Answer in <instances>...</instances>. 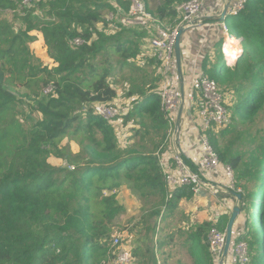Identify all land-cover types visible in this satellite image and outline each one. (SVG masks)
Wrapping results in <instances>:
<instances>
[{
    "label": "trees",
    "instance_id": "16d2710c",
    "mask_svg": "<svg viewBox=\"0 0 264 264\" xmlns=\"http://www.w3.org/2000/svg\"><path fill=\"white\" fill-rule=\"evenodd\" d=\"M144 1L149 12L166 22L177 17L176 6L191 0H159L155 9ZM117 2L128 10V3ZM114 11L110 0H32L30 6L23 0H0V16L13 12L20 19L16 28L0 17V115L10 117L23 103L12 92L16 84L37 86L31 98L29 134H23L20 142L18 128L11 121L4 134L11 148L0 153V264H103L110 251L107 225L124 211L115 201L123 183L141 199L156 198L152 210L143 216L150 245H139L132 251L135 264H158L157 257L163 259L162 264H171L176 258L175 253L165 250L167 246L177 247L174 237L157 240L162 230L153 221L159 217L167 221L179 210L178 204L191 201L195 192L191 187L173 194L166 189L156 155L162 146L159 141L154 144L155 154H145L146 149L121 151L113 126L93 112L95 104H111L117 99L109 79L137 59L146 36L144 31L127 28L109 35L106 15ZM228 19L233 35L242 39L243 56L235 67L224 62L221 70L206 56L201 72L214 79L226 96L232 124L237 120L253 123L264 112V0H248L243 13ZM34 32L43 35L48 57L56 67L50 69L36 61L30 47L37 40ZM75 39H82L84 44L74 46ZM103 53L108 59L98 63ZM113 57L114 64L110 62ZM50 84L54 92L45 96L42 91ZM159 84H152L147 93L135 92L142 100L123 118L124 128L129 124L142 128L148 119L151 127L147 129L163 140L169 126L156 93ZM232 124L208 135L221 162L237 171V185L243 193L254 184V191L242 199L239 208L245 210L246 201L250 206L255 203L251 199L256 193L257 223L251 221L248 211L247 221L253 227L249 231L246 225L248 233L240 241L249 246L250 264H264V242L259 257V238L264 234V132L259 145L244 160L240 153H234L232 141L223 147L234 133ZM141 128L131 133L143 142ZM68 137L78 141L81 151L75 157H62L85 163L75 172L48 162L50 150ZM212 228L224 230L216 222H208L186 234L183 247L192 264H217L207 235ZM175 264L183 262L178 258Z\"/></svg>",
    "mask_w": 264,
    "mask_h": 264
},
{
    "label": "built area",
    "instance_id": "2783aa9c",
    "mask_svg": "<svg viewBox=\"0 0 264 264\" xmlns=\"http://www.w3.org/2000/svg\"><path fill=\"white\" fill-rule=\"evenodd\" d=\"M123 1L128 3V10H125L117 0H110L115 11L108 13L106 20L113 33L120 28L144 31L148 35L150 57L158 63L161 84L156 93L161 100L162 113L168 122V136H170V133L173 134L174 147L171 158H167V153L161 154L163 148L156 154L164 175L166 189L170 194H173L181 188L191 187L196 196L207 195L215 199L222 212L231 211L233 207L229 204L230 202L221 200L219 197L223 194L234 196L242 190L237 185L233 168L230 165L221 164L208 135L209 132L216 133L219 129L228 128L231 124V116L226 108V96L221 93L218 84L214 80L200 71L196 64L197 60L187 65V74L183 78L182 85L175 55L177 38L182 31H184V37L187 30L206 28L209 32L211 29H222L226 40L228 37H232L229 28L225 24L206 25L202 22L203 19L200 18L205 10V0H192L176 6L177 17L172 22L158 20L149 12L144 0ZM31 3L32 0H23L25 6H30ZM247 3L248 0H230L228 17L237 18L245 11ZM217 17L219 18L220 15ZM224 42L222 43L223 46ZM83 44L82 39L73 41L74 46ZM221 55L227 66L235 67L243 56V51L240 53L235 49L227 52L221 49ZM142 58L144 57H139L138 61H141ZM230 58H236V62L229 64ZM53 92L54 85L50 84L43 91V94L49 96ZM182 105L183 109L185 106H189L195 111L193 116L186 119L187 125L183 126L187 127L188 133L195 134L193 146H190V141H187V151L181 141V127L179 129L176 127ZM92 108L95 116L116 127L117 120L127 116L134 106L130 105L124 109L100 103L95 104ZM191 147L193 148L190 149ZM195 148L196 151H191ZM189 161L194 169L187 164ZM208 242L210 250L217 264H219L226 246V232L212 228L208 234ZM110 243L112 246L108 253V260L103 264H133L132 251L123 247L121 238H114ZM250 261L248 244L240 240L237 242L232 241L224 264H250Z\"/></svg>",
    "mask_w": 264,
    "mask_h": 264
},
{
    "label": "rangeland",
    "instance_id": "374dc122",
    "mask_svg": "<svg viewBox=\"0 0 264 264\" xmlns=\"http://www.w3.org/2000/svg\"><path fill=\"white\" fill-rule=\"evenodd\" d=\"M106 13V12H105ZM19 15V14H17ZM41 16V15H40ZM43 16V15H42ZM108 15H106L107 17ZM2 19H5L8 23H10L12 26L18 28L17 25L20 21V19H17L16 14L13 12H6V14H1L0 16ZM169 21V20H168ZM104 25H99V30H102ZM228 28L230 31V34L233 35L232 31V22L229 19L228 20ZM109 35H114L112 32V29L110 26H108L107 30ZM146 38V36H145ZM237 39L236 37H234ZM31 47V46H30ZM32 51L34 52V55L36 57V61L38 63H41L45 66H48L50 69L54 68V65L50 58L47 56L46 52V45L45 43H36L32 47ZM214 52L212 51V54ZM214 60L216 61L215 67H217L218 70H221L223 68V57L220 53H214ZM98 63H103L105 59H108L106 54H101L99 57ZM116 57L111 58L110 62L114 64ZM149 59L143 58L141 61H138L135 59V61H130L129 65L123 66L122 70L116 71L113 73L112 78L109 79V83L111 84L112 88L117 92V99L111 103L110 105L121 107V108H127L128 106H134L138 101H141L142 98L137 95L139 90H143L147 93L148 89L152 84L160 83V75L156 74V71L158 69L157 64L155 65L156 70L153 72L152 67L149 65ZM158 73V72H157ZM156 74V75H155ZM159 81H158V80ZM31 83L27 87H22L19 84H16L15 89L12 91L15 94H17L19 100L23 101L21 105L15 108L14 114L10 117H5L4 115H0V153L1 152H7L11 146L7 144V142L4 139V134L6 131L7 126L10 124L11 121H13V125L17 126L19 131V140L22 142L21 136L28 135L29 131L31 129V98L35 97L34 94L37 90V86H34L31 88ZM130 92H134L135 94L128 96ZM43 93V91H42ZM89 107V106H88ZM38 118H40L39 115H36ZM145 125L142 126V136L144 137V141L141 142V138L134 139L133 133L129 134L128 132L131 130V128H134V125L130 124L131 127L124 128V119L121 118L117 120V126H113L115 129L119 146H121L120 150L125 151L127 149H140L144 151L143 149H146L148 154L152 152L155 154L157 152L156 148H154V144L156 143L159 146H161L162 153H169L167 155V158H171L173 156V152L171 151V143L173 145V134L169 131L165 132L163 140L160 138H157L158 136L152 129L150 128L151 125L149 124L148 119L143 121ZM185 124V121H183V126ZM232 124V123H231ZM234 124V133L232 135H229L227 137L226 143L223 144V147L230 146V142L233 143V150L234 153H240L242 158L244 160H247L249 153L254 150L260 143V138L263 136L264 132V112L260 114L259 118L251 123V122H243L240 120H237L236 122H233ZM232 124V125H233ZM183 126L180 125L181 131L183 130ZM140 129V128H139ZM138 130V129H137ZM145 131H149L150 134L145 135ZM183 136V134L181 133ZM129 140V141H128ZM188 140V136H187ZM13 141V140H11ZM228 142V143H227ZM51 149V148H50ZM81 151V145L78 143L77 140H74L72 137L64 138L59 145H57L56 148H52L50 150V155L48 157V162L50 165H52L55 168L58 169H66L71 172L78 171L84 167V162L82 161H72L69 162L66 160L63 156V154L70 155L72 157L77 156ZM172 153V154H171ZM6 154V153H3ZM166 156V155H165ZM235 175L237 177V171H235ZM63 177V176H61ZM244 184V183H243ZM242 190V189H241ZM254 191V184L248 185V191L243 193L240 192L239 194H234V196H230L227 198H230V204L235 207L241 206L242 199L249 194H251ZM117 193L115 194L116 197V203L119 206H122L124 208V211L120 213L111 224L107 225V227L111 231V236L109 240L110 248L112 244L110 241H112L114 238H121L123 247L130 249L133 251L137 246L139 245H150V238L147 236L146 227L148 225L144 224L143 216H147L149 211L152 210V206L156 202L155 197H150L148 199H141L139 195L132 192L128 185L126 183H123V185L117 189ZM104 196L109 197V193L104 191ZM256 193H253L251 201L255 202L250 206L249 201H246L243 211L240 210V219L242 222V225L245 227H249V231L252 229L253 225L247 221V212L250 213V219L253 222L257 223L256 219V213L258 209L256 208V203H258L257 199L254 198V195ZM241 196L240 198L238 197ZM98 197V196H97ZM105 197V198H108ZM102 199V197H101ZM99 199V200H101ZM97 200V201H99ZM202 200L201 198L196 199L194 198L189 201L192 204L188 205L187 203H184L183 200L178 204L179 210L176 211L175 215L172 217H168L169 219L166 221H162L161 217L159 219H155L153 223L157 224V227H159L162 232L158 233L156 236V239L159 240L160 238H164L165 236H173L174 241L173 243L177 245L176 248L171 247H165V250L172 251L176 254V258L173 259L170 263L175 264L177 259L181 260L183 264H192V260L190 259L187 249L184 248V241L187 238V233L190 232L191 229L195 228L196 226L202 225L198 218L199 212H202L203 214L207 215V218H211L214 214L211 215L210 209L208 207V202H211L212 198L209 197V199H205L201 202L202 205L200 207H197V204H199V201ZM207 204H206V202ZM218 205V204H217ZM234 207V208H235ZM249 207V208H248ZM187 208L190 209V212L187 211ZM248 209V210H247ZM164 211V208L162 212ZM238 217V218H239ZM240 220H237L235 225L238 226V222ZM204 223H208L206 220ZM203 223V224H204ZM256 228H259V225L255 224ZM210 231V230H209ZM209 231L207 232V235L209 234ZM181 232V233H180ZM260 233H262L260 229ZM262 235V234H261ZM151 236V235H150ZM260 240V254L259 257H262V249H263V242H264V234L259 238ZM157 251V250H156ZM159 252V251H158ZM161 260H163L161 258ZM135 264V262H133Z\"/></svg>",
    "mask_w": 264,
    "mask_h": 264
},
{
    "label": "crops",
    "instance_id": "0c3cea01",
    "mask_svg": "<svg viewBox=\"0 0 264 264\" xmlns=\"http://www.w3.org/2000/svg\"><path fill=\"white\" fill-rule=\"evenodd\" d=\"M229 2H230V0H205L204 1L205 10L202 13L200 19H203L202 22L206 25L207 24L220 23V24H225L228 27V23H226L225 20L222 21L221 16H222L224 9L228 6ZM148 3H149V7L151 9H155L159 5V0H148ZM218 15H220L219 18L217 17ZM172 21L173 20L166 21V22H172ZM33 35L36 36L37 40L35 43H33L31 45V49L36 43L37 44L41 43V42L43 44L45 43L43 35L41 33L34 32ZM231 36L232 37H228V39H232V38L236 37L235 35H231ZM228 39H226V40H228ZM224 40H225V36L223 34L222 29H217V30L211 29L209 32H207L206 28L188 31L186 36L183 37V40L180 44L181 45V55H182V77L184 78L185 75L187 74V67H188L187 65L189 63L192 64L195 60H197L196 64L198 65V68L201 71V65L203 63L204 57L208 56L210 59H212L214 61L213 55H214V53H217V50H218L220 44L222 42H224ZM140 49H141V51H140L141 54L138 55L136 60H138V58L142 56L145 58V63H146V59H149L148 65L150 67H152L153 72H155L156 67H155V65H152V64H154V63L157 64V63H156V61H153V59L150 57L151 52L149 49L148 35L147 34H146V38H144L141 41ZM212 51L214 52L213 54H212ZM46 52H47V47H46ZM240 52H242V51H240ZM47 56H48V54H47ZM189 60H192V61L190 62ZM52 63H53V61H52ZM53 65H54V67L57 66L54 63H53ZM157 67H158V64H157ZM157 72H158V69L156 71V74H158ZM160 84H161V79H160ZM160 84H159V87H160ZM189 111H190V109L187 106H185L183 111H182V118H181V125L182 126H183V121H185L184 125H187L186 119L187 118L189 119V117H190ZM138 122H139V120H138ZM132 125H134V124H132ZM127 127H131L130 124L128 126H126V128ZM134 128L139 129L141 127L139 125L138 126L134 125ZM134 128H131V130L128 133L130 134L132 132V129H134ZM181 133L183 134V136L181 135V137H182L181 141H182L183 146L185 147V149L187 151V141H188L187 140V134H188L187 127H183V130L181 131ZM189 140L191 141L190 146H193L194 138L189 136ZM170 145H171V149H173L174 147H173L172 143ZM192 148L193 147H191L190 149H192ZM191 151H196V148H195V150H191ZM168 154L169 153L167 152V155ZM227 197H230V195L223 194L219 198L221 200H226L227 202H230V200H229L230 198H227ZM199 198H201L202 200L199 201V204H197V207H200L202 205L201 202L204 200V198L209 199V197L207 195H201V196L196 197V199H199ZM184 203H187V207H188V205L192 204L189 201H184L183 204ZM216 203H217V201L215 199H212L211 202H208V204L206 202L208 207L210 206L209 209H210L211 215L214 214L211 218L208 219L207 215L203 214L202 212H199L198 218L202 224L204 223L205 220L207 222H212V223L216 222V226L219 225V227L224 228V230L222 229V231L226 232L229 221H230L231 216H232V212H233L232 210L234 209L235 206H232L229 203L231 205V207H233V209L231 211H227V213H225V212H222V210L218 207L219 205H217L218 203L217 204ZM187 211L190 212V209L187 208ZM237 220H240V221L238 222V226L234 225V228H233L232 241H234V242L241 240V238L243 236L247 235L246 233H248V229L246 228V226L244 227L242 225L240 217ZM157 258H158V264H162L161 258L160 257H157Z\"/></svg>",
    "mask_w": 264,
    "mask_h": 264
},
{
    "label": "water",
    "instance_id": "95a60500",
    "mask_svg": "<svg viewBox=\"0 0 264 264\" xmlns=\"http://www.w3.org/2000/svg\"><path fill=\"white\" fill-rule=\"evenodd\" d=\"M226 14H227V8L223 12L222 19H225ZM183 34H184V31H182L180 33L179 37L177 38V42H176V46H175L176 61H177L179 73H180V76H181L182 85H183L182 55H181V45L180 44H181V39L183 37ZM182 111H183V105L181 106V109H180L179 114H178L177 123H176L177 129H179V127H180ZM238 197L240 198L241 196L238 195ZM239 215H240V208L239 207H235L233 209L232 216H231V219L229 221V224H228V227H227V230H226V246H225V249H224V252H223L222 260H221V262L219 264H224V261L227 258L228 250H229V247H230L231 242H232L233 228H234V225H235Z\"/></svg>",
    "mask_w": 264,
    "mask_h": 264
},
{
    "label": "bare ground",
    "instance_id": "6f19581e",
    "mask_svg": "<svg viewBox=\"0 0 264 264\" xmlns=\"http://www.w3.org/2000/svg\"><path fill=\"white\" fill-rule=\"evenodd\" d=\"M192 1V0H191ZM227 8V14H226V17H225V19H222V16H221V20L222 21H224L225 20V22L226 23H228V6L226 7ZM225 8V9H226ZM224 9V10H225ZM224 12V11H223ZM222 15H223V13H222ZM199 19V18H198ZM188 31H190V30H187V32ZM223 43V42H222ZM221 43V49H223V50H225V51H233V50H238L239 52L240 51H242L241 50V45H242V39H239V38H237V39H235V38H232V39H228V40H226L225 42H224V46H223V44ZM241 53V52H240ZM235 54H236V52H235ZM236 62V58H230L229 59V64H234ZM206 76V75H205ZM208 77V76H207ZM210 78V77H209ZM210 79H212V78H210ZM212 80H214V79H212ZM215 81V80H214ZM216 82V81H215ZM222 93V92H221ZM227 99V98H226ZM189 109H190V111H189V113H190V116H193L194 114H195V111H194V109L193 108H190L189 106H187ZM226 108H227V105H226ZM227 110H228V108H227ZM228 112H229V110H228ZM229 114H230V112H229ZM230 116H231V114H230ZM231 123H232V118H231ZM231 125V124H230ZM222 129H224V128H222ZM187 136H188V141H190L189 140V136L190 137H193L194 139H195V134L194 133H188L187 134ZM194 141V140H193ZM191 142V141H190ZM216 151V150H215ZM218 154V153H217ZM220 159V158H219ZM220 162H221V160H220ZM190 163V164H189ZM187 164H189L190 166H191V162L189 161V162H187ZM221 164H223L222 162H221ZM223 165H228V164H223ZM231 166V165H230ZM193 167V166H192ZM232 167V166H231ZM234 170V169H233ZM234 172H235V170H234ZM195 196H196V194H195ZM197 197V196H196Z\"/></svg>",
    "mask_w": 264,
    "mask_h": 264
}]
</instances>
